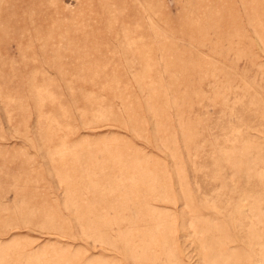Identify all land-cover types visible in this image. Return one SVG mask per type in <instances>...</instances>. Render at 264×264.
Returning <instances> with one entry per match:
<instances>
[{"label":"rangeland","instance_id":"1","mask_svg":"<svg viewBox=\"0 0 264 264\" xmlns=\"http://www.w3.org/2000/svg\"><path fill=\"white\" fill-rule=\"evenodd\" d=\"M0 264H264V0H0Z\"/></svg>","mask_w":264,"mask_h":264}]
</instances>
